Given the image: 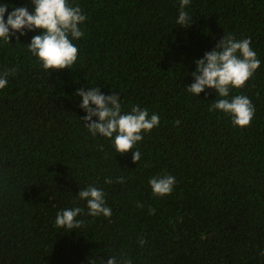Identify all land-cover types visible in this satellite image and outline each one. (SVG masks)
Wrapping results in <instances>:
<instances>
[{"label":"trees","instance_id":"1","mask_svg":"<svg viewBox=\"0 0 264 264\" xmlns=\"http://www.w3.org/2000/svg\"><path fill=\"white\" fill-rule=\"evenodd\" d=\"M68 3L87 17L71 69L40 67L27 46L40 30L0 40V74L10 73L0 89V264H264V0H190L188 28L176 23L180 0ZM4 4L5 20L13 8L33 10L31 0ZM223 35L250 38L261 61L228 97L253 104L244 128L209 111L220 99L213 89L186 90L195 61ZM95 86L115 92L125 113L139 105L159 115L136 145L138 164L83 126L75 92ZM158 175L175 177L171 194H152ZM88 186L105 193L111 217L57 228L59 211L87 213L77 193Z\"/></svg>","mask_w":264,"mask_h":264},{"label":"clouds","instance_id":"2","mask_svg":"<svg viewBox=\"0 0 264 264\" xmlns=\"http://www.w3.org/2000/svg\"><path fill=\"white\" fill-rule=\"evenodd\" d=\"M31 4V13L27 7L13 8L6 20L8 5H0V40L9 43L10 37L17 33L22 36L25 35V30H40L41 34L33 36L27 45L29 52L39 61L40 67L46 72L71 69L79 55V49L73 41L84 36L80 26L86 21V15L82 14L78 5H69L68 0H31ZM189 4L190 0H180L176 23L183 28H188L193 22L189 13L184 11ZM260 63L256 52L251 48L250 38L237 40L232 35H223L213 50L195 61V71L191 73L194 82L187 86L186 90L198 97L206 88L213 89L220 99L209 105V111H218L229 116L235 127L250 126L255 114L250 99L244 95H236L231 99L228 97L231 89H241L245 86L260 67ZM9 74H0V89L6 87ZM75 95L81 98L79 107L86 113L82 117L85 121L83 126L89 133L94 137L99 135L110 139L116 153L120 155L131 152L132 162L138 164L141 153L136 149V145L144 139V134L159 125V115L153 113L149 116L148 109L139 105L132 106L130 111L125 113L121 98L115 92L104 95L97 86L88 87L87 91L78 89ZM93 117L96 119L93 120ZM116 182L122 184L124 178H117ZM105 183H112L111 178L106 179ZM148 183L152 194L161 197L171 194L176 180L171 175H158ZM77 196L79 200L86 201L87 213L81 207L61 210L55 217L57 228L69 231L81 228L84 221L77 219L81 215L111 217L112 209L106 206L105 193L101 189L88 186L79 190ZM142 206L137 204V207ZM154 211L150 209V214ZM139 243L143 246L146 241L140 238ZM261 255H264V251ZM106 264H132V261H118L117 257L111 256Z\"/></svg>","mask_w":264,"mask_h":264}]
</instances>
